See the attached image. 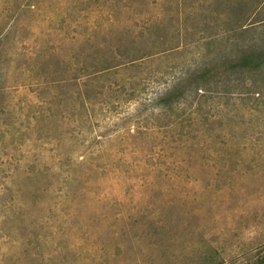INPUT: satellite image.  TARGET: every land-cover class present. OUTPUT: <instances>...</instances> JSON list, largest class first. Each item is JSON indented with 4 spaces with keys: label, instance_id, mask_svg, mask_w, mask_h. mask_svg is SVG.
Returning <instances> with one entry per match:
<instances>
[{
    "label": "rangeland",
    "instance_id": "rangeland-1",
    "mask_svg": "<svg viewBox=\"0 0 264 264\" xmlns=\"http://www.w3.org/2000/svg\"><path fill=\"white\" fill-rule=\"evenodd\" d=\"M226 2L0 0V264L264 253V73L146 111L237 39L264 43V20L218 23Z\"/></svg>",
    "mask_w": 264,
    "mask_h": 264
},
{
    "label": "trees",
    "instance_id": "trees-1",
    "mask_svg": "<svg viewBox=\"0 0 264 264\" xmlns=\"http://www.w3.org/2000/svg\"><path fill=\"white\" fill-rule=\"evenodd\" d=\"M219 11L224 13V19L215 18L218 20V23L225 25L224 27L229 28L231 30L230 32L237 33V31H239L240 33L238 34H243L250 30V28L244 25V21L247 20L249 16L257 17L261 20L259 22L264 20V0H239L233 4L227 0L226 3L220 6L218 12ZM239 43L240 39H237L235 43L236 46H233V51L229 52L230 55L227 57L226 55L220 57L218 52L219 59H207V61L203 59L200 63H196L192 71L189 70L185 75L180 76L176 83L156 97L155 101L146 108V111L149 109V111L152 112L156 108V111H159V115L160 113H174V106L179 105L181 101H186L187 98L192 97L189 102H196L202 95L206 97L207 94H211L212 88L217 86L218 79L222 77L229 83L230 81L227 80L228 77H231V79H233L232 81H234L235 79L241 80L245 77L257 78L259 75L263 74L264 43L257 46L247 45L246 47L240 46ZM219 50L222 49L219 48ZM107 70H111V68ZM259 77L261 78L259 81L263 82L261 83L263 85H257L254 91L257 90V93H260L262 102L264 101V93L262 92V90H264V74ZM219 83H222V81H219ZM228 83H225L226 87H224L230 91L233 89V86ZM138 84L139 83H137V86ZM134 87L135 85L131 86V92L128 91L127 93L128 100L134 97ZM199 92H201L202 95H199ZM184 112L185 111L182 110L181 115L176 113L174 117L169 118L167 122L170 124H177L174 121H179L180 118L182 119V115L185 114ZM64 136H66V134H64ZM59 138H62V136H59ZM258 255L260 256L253 264H264V253ZM210 264H222V262H211Z\"/></svg>",
    "mask_w": 264,
    "mask_h": 264
}]
</instances>
